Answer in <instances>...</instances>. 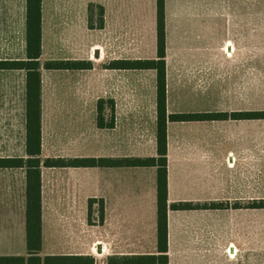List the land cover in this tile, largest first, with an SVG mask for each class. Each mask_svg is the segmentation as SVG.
I'll list each match as a JSON object with an SVG mask.
<instances>
[{
    "label": "crops",
    "instance_id": "0c3cea01",
    "mask_svg": "<svg viewBox=\"0 0 264 264\" xmlns=\"http://www.w3.org/2000/svg\"><path fill=\"white\" fill-rule=\"evenodd\" d=\"M80 1L83 2L84 8L82 13L84 30L80 33L85 36L88 30L94 34L95 48L92 54L97 57L98 64L93 65L92 69L47 70L49 77H58V74L62 73L75 77L74 72L70 71H78L80 79L82 74L96 69L97 95L96 98H89L87 80H84L80 83L83 93L80 91L79 97L69 98L67 107L64 108L65 118L71 123L77 119L80 122L83 120L80 128L83 126L86 132L87 120L91 115L98 131L107 132L116 139L105 153L96 157L156 156V71L109 69L105 68L104 64L118 58L156 57L157 0ZM170 1L166 0L167 63L170 55ZM90 3L104 7L103 28L89 27ZM176 4V10L179 11L174 28L176 49L179 56L192 58V72L218 74L247 72L249 40L262 42L264 0H176ZM77 5L75 1V6ZM44 6L45 0L43 41ZM51 6L55 18L61 7L59 0H51ZM56 27L58 25L54 19L53 29ZM16 29L19 33L18 39L23 38L25 55L26 0H0V40L5 42L15 40L16 36L13 38L12 35H15ZM124 37L128 43L121 55L116 44ZM204 40L212 41L214 44L208 46L204 44ZM187 46H190V49ZM5 54L7 53L0 52V56ZM146 74L151 77L148 83L149 97L137 93L136 89L137 85H141L137 80H142ZM125 75L132 77L136 75L137 79L131 86L119 87L120 78H124ZM43 77L42 70V157H49L44 155L45 129L49 122L51 132L55 134L58 129L56 125L59 117L55 106L60 100V93L59 84L50 81L48 99L51 112L45 118ZM100 98H111L115 102L113 128H99L96 124L97 102ZM238 102L240 105L241 101ZM89 104L93 106L91 114L88 112ZM199 104L197 91L193 93L191 109L187 111L178 109L171 104L168 82L169 113L207 111L201 109ZM244 105L245 107L240 105L216 111L248 110L246 101ZM247 120L259 119L168 122L169 264L204 263L205 261L200 260L202 252L195 254L193 250L238 249L242 246L240 238L237 237L238 232H241V220H244L246 237L249 211L263 212L264 209L246 207L249 202L264 198L262 193L259 195L248 192L249 183L253 185L257 183L258 176L262 177L264 134L262 129L248 130L237 126L243 121L247 123ZM123 134L131 141L127 151L124 147L120 148L117 143ZM143 136L147 138V143H141L140 137ZM1 171L5 172L6 177V193L0 197V233H3L10 230L8 227L16 226L13 219L19 220L20 227L25 225L26 184L23 168H4ZM90 198H97L92 208V222H89ZM100 199L104 200L102 222L99 216ZM42 200L43 242L46 237L49 248L58 247V250H64L60 253L52 252L54 255L85 256L88 245L92 242L94 244L92 248L98 253L97 256H92L93 264H123L116 263L114 259L156 253L158 250L155 166L42 167ZM179 201L201 204L224 202L228 207L172 209L171 204ZM9 216L11 220L3 222V218ZM233 233H236L235 237ZM212 254L211 257H215V251Z\"/></svg>",
    "mask_w": 264,
    "mask_h": 264
},
{
    "label": "rangeland",
    "instance_id": "374dc122",
    "mask_svg": "<svg viewBox=\"0 0 264 264\" xmlns=\"http://www.w3.org/2000/svg\"><path fill=\"white\" fill-rule=\"evenodd\" d=\"M75 1L77 6H75ZM80 0H59L60 8L58 14L54 18V13L51 6V0H45V33L43 41V55L41 62L48 59H90L95 64H98L97 57L92 54L94 47V34L87 30V35H83V18L84 12L83 2ZM171 32H170V49L169 60L167 63V75L169 89L171 95V104H174L178 109H191L193 106V93L199 92V107L201 109L218 110L239 107H246L249 110L264 109V25L262 42L249 40L248 44V70L246 73L234 74H218V73H195L191 71V57H181L177 53L174 28L177 21L176 0H171ZM56 19L58 27L53 29V21ZM76 29V31H73ZM15 40L5 42L0 40V52L7 53L0 58H18L24 56L23 38H19L18 30L15 35H12ZM126 37V36H125ZM120 39L117 50L122 55L126 50V38ZM8 39V35H7ZM6 43V44H5ZM204 44L212 45L214 42L204 40ZM262 44V47H261ZM190 49V46H187ZM126 52V51H125ZM102 66V65H100ZM44 88H45V118L51 112L49 101V84L50 81L59 84L58 91L60 100L55 106L59 120L54 132L49 130V124L46 125L44 136V155L45 156H73L86 155L97 156L105 153L109 149L115 138L109 133L98 131L94 125L93 118L89 115L87 120L86 132L80 128L83 125V120H74L72 123L65 118L64 108L67 107V102L71 96H80V91L83 93V88H80V83L87 80L86 88L89 98H96V69L82 74L79 79L78 71L74 72V76L58 74V77H49L47 69L43 68ZM67 74V73H66ZM136 76V75H135ZM125 75L120 78L119 87L131 86L132 82L137 77ZM150 75H144L142 80H137L141 85H137V93L144 96H150L149 80ZM134 83V82H133ZM146 83V84H145ZM140 87V88H139ZM119 90V88H118ZM139 90V91H138ZM241 104L239 105V102ZM237 103V104H236ZM195 104V103H194ZM66 105V106H65ZM93 106L88 105V112L91 114ZM190 111V110H189ZM67 115V114H66ZM141 118H138L140 120ZM76 124V125H75ZM239 128H247L248 130H263L264 134V119L258 121L247 120L237 125ZM236 127V126H235ZM72 128V129H71ZM107 131V130H106ZM142 142L147 143L146 137H140ZM120 148L124 147L125 151L130 146V138L123 134L120 138ZM144 140V141H143ZM123 150V149H122ZM260 148L258 147V152ZM25 154V72L23 70H0V156H21ZM69 154V155H68ZM264 158V146H263ZM0 169V197L6 193V177L5 172ZM259 175V172H258ZM249 193H260L264 196V161L262 177L258 176L257 183L248 185ZM93 215V214H92ZM90 216L92 220L93 216ZM226 220L225 218H223ZM11 220V217L3 218L4 221ZM15 227H8L0 233V255H26V229L23 224L19 226V220H15ZM17 223V224H16ZM246 237L243 227L244 220H241V232H238L237 237L240 238L242 246L238 249H203L193 250L195 254L200 255V260L205 261L201 264H264V210L249 211L247 216ZM2 229L4 227L2 226ZM234 237L236 233H233ZM91 236V234H89ZM94 237V234L92 235ZM49 243L46 240L43 242L44 254H52L64 250L57 248H49ZM94 244L91 242L88 245L86 254L89 256H97ZM215 251V257H211ZM96 258V257H95Z\"/></svg>",
    "mask_w": 264,
    "mask_h": 264
},
{
    "label": "trees",
    "instance_id": "16d2710c",
    "mask_svg": "<svg viewBox=\"0 0 264 264\" xmlns=\"http://www.w3.org/2000/svg\"><path fill=\"white\" fill-rule=\"evenodd\" d=\"M89 27L103 28L105 9L90 3ZM25 55L18 58H0V70H23L25 72V154L0 156V168H23L25 170L26 196V255H0V264H93L89 255L42 254L43 250V200L42 167H95V166H155L157 167V252L114 259L123 264H169L168 255V122L213 121L227 119H264V109L245 111L168 112L167 80V29L166 0H157V55L154 58H118L104 64L109 69H154L156 71V142L157 155L146 157L124 156L117 158L77 156L42 157L43 81L42 69H92L90 59H48L43 55V0H26ZM96 124L99 128L115 126V102L100 98L97 102ZM89 199V222L93 204ZM224 202L193 203L179 201L172 209H221ZM239 207V206H235ZM247 208L264 209V198L251 201ZM100 221L104 219V200H99Z\"/></svg>",
    "mask_w": 264,
    "mask_h": 264
}]
</instances>
